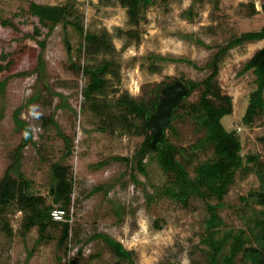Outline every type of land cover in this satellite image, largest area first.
Returning <instances> with one entry per match:
<instances>
[{"label": "rangeland", "instance_id": "obj_1", "mask_svg": "<svg viewBox=\"0 0 264 264\" xmlns=\"http://www.w3.org/2000/svg\"><path fill=\"white\" fill-rule=\"evenodd\" d=\"M30 1L62 5L67 0H0V51L3 47L12 49L15 40L21 37L12 28L5 27L2 21L14 19L15 13L29 7ZM213 1L158 0L146 12L147 22L139 43L133 42L125 49H122L123 39L118 38L115 32L117 28H127V13L117 0H109L106 4L100 0H77L76 7L84 15L86 30L111 34L116 48L114 58L121 71L119 86L141 99L150 98L158 90L161 92L165 85L179 78L203 79L207 70L202 69L215 49L195 44L193 37L216 47L264 25L262 0H220L218 10L214 8ZM252 6L256 12L252 11ZM189 10L191 18L185 16ZM14 22L17 26L19 20ZM22 29L32 31L33 27L23 26ZM71 30L68 29L69 39L76 49L80 37ZM64 34L63 26L59 25L49 37L44 53L45 77L40 79L33 73L12 78L6 84L4 97H0V179L14 160L13 154L25 136L15 122L19 109V118L29 123L33 135L32 144L23 150L22 171L46 198V203H51L49 166L60 157L64 146L57 132L60 130L70 137L73 155L68 163L73 167L74 193L69 213V239L64 247L59 248L60 232L51 229L46 238L37 243L38 228L25 232L24 214L12 204L4 210L6 212L0 210V264H70L75 257L79 259L78 264H117L102 240L90 239L95 233H106L134 252L133 262L118 264H210L208 248L200 244L204 205L196 198L184 206L168 198L155 197L165 177L154 160L153 149L147 150L145 158L147 176L135 173L137 182L132 181L134 173L128 162L112 161L103 168H96L95 163L109 156L132 157L144 138L120 134L106 136L97 132L92 119L80 112L85 79L82 73L76 76L71 70V62H75V58L70 59L67 54ZM25 44L37 48L32 40ZM263 45L264 41H261L233 49L221 64L219 79L225 92L233 97L234 104L233 114L222 118L224 128L239 132L243 153L264 156L262 119L257 118L251 127L241 124L249 94L255 87L254 76L251 73L238 74L242 65ZM151 55L187 58L202 69L183 62L165 61L158 63L159 72H151L150 62L146 59ZM34 60L25 57L20 69L31 68ZM199 95L200 91H195L180 105L187 99L196 103ZM171 126L176 131L171 134L173 142L187 150L179 159L191 172L197 163L212 156L210 148L197 152L192 150L191 146L203 137L204 132L198 131L190 118H180L173 124L171 121ZM258 185L259 181L253 174L244 176L239 172L235 176L228 194L224 196L225 207L220 210L228 228L244 227L240 219V197ZM98 186L105 189L89 195ZM150 196L155 200L150 201ZM211 201L217 202L215 199ZM156 220H160L161 230L154 226Z\"/></svg>", "mask_w": 264, "mask_h": 264}, {"label": "trees", "instance_id": "obj_2", "mask_svg": "<svg viewBox=\"0 0 264 264\" xmlns=\"http://www.w3.org/2000/svg\"><path fill=\"white\" fill-rule=\"evenodd\" d=\"M109 0H100L105 4ZM126 9L127 28H117L115 35L123 39L124 46L135 42L139 43L147 22L146 12L158 0H117ZM77 0H67L62 5H50L30 1L27 9L15 13L14 19L2 21L5 27H10L21 34L15 40V45L8 50L0 51V97L5 95L6 84L15 77H23L36 73L40 79L45 77L46 60L44 53L48 40L55 28L62 25L65 31L64 44L67 54L75 58L71 62V70L76 76L82 73L85 83L82 88V106L80 112L92 119V124L97 132L106 136L130 135L144 138L142 144L130 158L118 156L106 157L97 163L100 169L112 161H125L130 163L132 181L137 182L135 173L147 176L145 158L148 154L147 144L150 134L145 130V117L156 112L160 100V90L150 98L138 99L119 86L121 80L120 66L114 58L115 45L108 31L94 32L86 30L84 15L76 7ZM214 8L219 9L220 0L213 1ZM264 11V0H262ZM252 11L256 12L254 6ZM191 18V10L185 12ZM19 20L17 26L15 20ZM36 20V21H34ZM32 26V31H25L23 26ZM71 28L80 41L73 49L69 31ZM71 30V31H72ZM187 38V37H186ZM32 40L37 48L28 47L25 42ZM195 44L214 48V52L204 65L203 69L187 58H165L160 55L146 57L151 72H159V64L165 61L183 62L196 69L207 70L201 80H187L179 78L188 89V97L195 91H200L196 103L184 101L178 113L172 119V124L180 118H190L198 131H203V137L191 146L194 152L212 149V156L197 163L192 172L179 159L186 153L184 147L175 144L171 134L175 129L168 127L162 137V144L151 151L154 160L165 177V182L158 188L155 197L168 198L169 200L188 206L191 199H199L205 210L203 231L200 234V244L208 248L207 260L210 264H264V156L260 153H243V145L237 130L227 131L222 118L234 112L233 97L225 92L219 79L221 64L230 52L248 43L264 41V25L256 31H247L235 36L226 44L210 47L199 39L193 37ZM29 56L35 59L33 66L21 70L22 62ZM251 73L254 76V89L250 92L248 105L241 124L251 127L257 118L262 119L264 125V45L242 65L238 74ZM117 87L115 86V83ZM63 97V96H62ZM64 98V97H63ZM67 107L74 111L72 107ZM20 109L15 114L17 127L23 129L25 136L18 145L11 165L0 179V210L14 204L23 212V228L27 232L38 228L40 243L46 238L49 230H59L57 245L64 247L68 242L71 223L70 206L73 201L74 181L73 167L69 159L73 155V142L70 137L58 130L64 146L61 155L49 166L50 186L49 195L51 203H46V198L33 186L32 181L22 171L23 150L32 144V131L29 123L19 118ZM2 110L0 111V121ZM53 124L58 127L56 122ZM34 143V142H33ZM35 144V143H34ZM244 176L253 174L257 177L259 185L248 191L246 196L240 197L242 202L240 219L243 228H228L220 215V210L225 207L224 196L229 192L235 176L238 173ZM104 186L94 187L89 195H93ZM107 192V191H106ZM108 193V192H107ZM150 196V201L155 200ZM215 199L217 202H212ZM60 207L64 211L63 220L56 221L52 218V211ZM6 212V211H4ZM156 229H162L160 220L154 222ZM90 239H100L113 253L118 263L122 261L133 262L134 252L127 250L123 244L106 233H95ZM66 264H69L68 262Z\"/></svg>", "mask_w": 264, "mask_h": 264}, {"label": "water", "instance_id": "obj_3", "mask_svg": "<svg viewBox=\"0 0 264 264\" xmlns=\"http://www.w3.org/2000/svg\"><path fill=\"white\" fill-rule=\"evenodd\" d=\"M187 97L188 89L180 80H173L161 89L156 112L145 117V130L150 134L147 150L154 149L162 144L165 130L170 127L180 103ZM78 262L79 259L75 257L70 264H78Z\"/></svg>", "mask_w": 264, "mask_h": 264}, {"label": "built area", "instance_id": "obj_4", "mask_svg": "<svg viewBox=\"0 0 264 264\" xmlns=\"http://www.w3.org/2000/svg\"><path fill=\"white\" fill-rule=\"evenodd\" d=\"M64 211L61 208H56L52 211V218L56 221L63 220Z\"/></svg>", "mask_w": 264, "mask_h": 264}]
</instances>
